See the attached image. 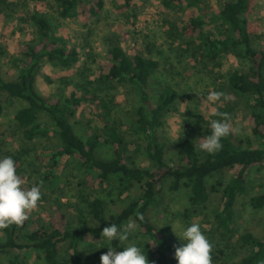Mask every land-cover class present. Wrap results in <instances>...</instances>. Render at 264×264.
<instances>
[{"label": "trees", "instance_id": "trees-1", "mask_svg": "<svg viewBox=\"0 0 264 264\" xmlns=\"http://www.w3.org/2000/svg\"><path fill=\"white\" fill-rule=\"evenodd\" d=\"M217 1V8H210L206 19L209 0H161L165 8L179 14L169 22V34L188 38V45H193L192 55L216 65L221 56L232 54L239 62V67L229 73L227 83L229 89L251 100L249 127L258 144L254 147L250 139L245 143L231 132L221 140L222 149L214 154L194 147L209 133L207 128L178 140L169 141L163 136L164 118L178 97L177 90L161 78L158 60L141 53L130 54L117 40L108 44L94 79H90L92 71L87 68L78 72L79 79H73V90L59 89L43 95L36 85L42 63L69 70L78 62L79 54L75 46L69 48L54 33L48 17L37 13L28 16L35 39L22 44L18 55L9 57L14 74L0 65V116L8 105L20 101L22 105L13 119L25 141L47 136L50 126L54 128L57 142L43 178L53 177L59 159L69 156L86 171L95 173L94 182L107 186V198L103 193L93 197L82 194L81 205L75 207L73 215L56 205L48 222L33 229L29 228V213L22 224L0 228V264H26L31 252L35 254L32 264H86L89 260L92 264L108 250L107 246L115 250L127 247L125 240L106 242L100 237L103 227L116 223L123 228L129 221L138 225L151 259L158 264H177L176 247L151 218L152 207L165 192V183L170 192L187 190L193 210L209 209L217 229L232 240L225 241L228 252L218 250L225 256L224 264H264V229L259 235L248 228L236 233L234 228L237 198L247 192L251 170L264 167V45L256 47L252 41L247 19L251 0ZM57 2L60 17L78 16L83 21L97 16L105 4V0ZM122 2L118 8L122 14L134 5V0ZM6 53L0 48V59ZM120 84L131 85L138 92L134 120L128 127L132 137L121 129L119 116L123 108L112 94ZM86 101L95 105L103 125H88L83 137L75 124L79 119L77 110ZM226 105L228 110L219 109L217 118H221L222 111L228 113L230 107ZM102 146L112 150L109 157L99 155ZM139 157H146L148 164L140 165ZM229 170L234 171L226 176ZM214 176H218L216 182L210 183ZM128 191H132L131 201L116 208L114 216L107 215V205H114V197ZM249 205L256 210L263 208L264 193L250 196ZM89 237L96 239L98 246L87 242L83 248L82 243Z\"/></svg>", "mask_w": 264, "mask_h": 264}, {"label": "rangeland", "instance_id": "rangeland-1", "mask_svg": "<svg viewBox=\"0 0 264 264\" xmlns=\"http://www.w3.org/2000/svg\"><path fill=\"white\" fill-rule=\"evenodd\" d=\"M122 3V0H105L104 8L97 16L83 21L78 16L60 17L57 0H4V3L0 4V48L7 53L0 59V65L10 75L14 74L9 57L18 55L21 45L32 43L36 36L28 16L31 13L44 15L50 19L54 33L61 36L69 48L76 47L79 59L69 70L54 67L48 62L42 63L36 76V85L43 95L54 94L59 89H65L66 92L73 90V79H79L78 72L87 68L92 71L90 79H94L102 65L108 44L117 40L130 54L141 53L158 60L161 78L176 88L178 97L169 108L161 129V133L169 141L183 139L193 135L195 131L206 129L211 119H219V109L228 110V103L230 110L228 113L220 112V117L226 114L232 132L245 143L250 139L256 147L257 137L251 134L249 127L251 100L248 96L229 89L227 83L229 73L239 67L237 58L232 54L223 55L215 65L192 55L193 45H188V38L169 34V22L175 20L179 14L176 10L165 8L161 0H134L133 7L123 14L118 9ZM208 5L206 19L210 15V8H217L218 1L209 0ZM247 19L254 45L263 46L264 0H251ZM61 78L64 80L60 81ZM112 94L123 108L119 116L123 124L121 129L132 137L134 135L128 127L134 120L138 92L131 85L120 84ZM215 94H220L219 98H216ZM21 105L20 101L8 105L0 116V157L13 158L17 174L24 182L22 187L29 189L36 184L40 186L41 200L34 210L28 212L31 216L29 228L33 229L42 222L47 223L56 205L73 215L75 207L81 205L82 194L93 197L103 193L104 198H107V186L94 182L95 173L86 171L76 159L69 156L59 159L53 177L48 180L43 178L48 174L51 153L57 142L54 128L50 126L47 136L25 141L17 132L13 119L15 110ZM97 111L91 101L84 102L77 110L79 119L75 128L83 137L88 125L91 128L103 125ZM111 153L112 150L108 146L99 149V155L102 157H109ZM139 158L137 161L140 165L148 164L146 157ZM233 171H226L225 175L229 176ZM217 178L218 176H214L209 182L215 183ZM164 186V194L152 207L151 218L154 224L175 247H178L182 241L177 235L181 234L183 227L198 222L201 231L212 245L211 253H217L216 256L211 255V264L226 263L224 254H220L218 250L228 252L225 241L232 240L229 236L225 238L217 229L209 209L194 211L187 190L170 192L168 184L165 183ZM261 193H264V167L253 168L248 178L247 192L237 198L234 224L236 233L244 228L250 229L254 234L262 233L264 207L256 210L249 205L250 196ZM132 198V191L115 196V204L107 205V215L114 216L116 208L126 206ZM145 241L139 234L138 225L129 232L125 240L127 246L135 244L145 252L149 264H158L149 257ZM87 242L95 243L96 246L99 244L96 239L89 237L82 243L83 248L87 246ZM27 255L29 259L26 264H32L35 254L31 252ZM90 262L91 260L86 264ZM92 264H100V258L95 263L92 261Z\"/></svg>", "mask_w": 264, "mask_h": 264}, {"label": "clouds", "instance_id": "clouds-1", "mask_svg": "<svg viewBox=\"0 0 264 264\" xmlns=\"http://www.w3.org/2000/svg\"><path fill=\"white\" fill-rule=\"evenodd\" d=\"M215 95L219 98L220 94ZM207 129L210 130L209 133L204 135L202 141L194 147L208 154H214L222 149L221 140L232 132L227 115L220 119H211ZM23 183L17 174L13 158L0 157V228L11 224H22L27 219V213L38 206L41 200L40 186L36 184L25 189L22 187ZM136 227L133 221H129L123 228L111 223L103 227L100 237L108 243L114 240L124 241L128 238L129 232ZM177 236L182 241L180 246L175 248L174 257L177 264H211L212 245L201 231L198 222L183 227L181 234ZM107 249L100 256V264H149L145 252L135 244L121 250L108 246Z\"/></svg>", "mask_w": 264, "mask_h": 264}]
</instances>
